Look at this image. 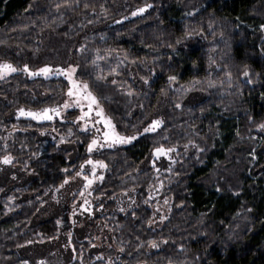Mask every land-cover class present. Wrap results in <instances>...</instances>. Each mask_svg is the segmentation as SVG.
Segmentation results:
<instances>
[{
  "label": "trees",
  "instance_id": "trees-1",
  "mask_svg": "<svg viewBox=\"0 0 264 264\" xmlns=\"http://www.w3.org/2000/svg\"><path fill=\"white\" fill-rule=\"evenodd\" d=\"M262 25L264 0H0V61L73 65L121 135L163 121L129 145L89 154L92 133L73 121L76 110L54 122L17 116L59 105L63 78L16 72L0 80V158L13 157L0 162L9 172L0 181V264H34L24 248L57 238L47 197L88 159L107 166L91 195L111 264H264ZM194 29L200 34L185 38ZM194 80L196 90L176 91ZM161 145L176 151L157 158ZM158 183L170 210L153 225L148 197ZM120 196L129 198L124 211ZM149 240L167 243L154 249ZM91 242L72 237L68 264H100Z\"/></svg>",
  "mask_w": 264,
  "mask_h": 264
},
{
  "label": "rangeland",
  "instance_id": "rangeland-1",
  "mask_svg": "<svg viewBox=\"0 0 264 264\" xmlns=\"http://www.w3.org/2000/svg\"><path fill=\"white\" fill-rule=\"evenodd\" d=\"M47 66L51 67L54 73L58 68H68L70 65L68 66L47 65ZM42 67L33 69L31 71H37L38 69ZM18 72H23V71H18ZM23 73L27 75L29 78H47V79L48 78H63L67 82L68 88L71 86L67 78L63 74H59V75L49 74L47 77H45L43 74L36 75V76H29L27 73L25 72ZM73 78L75 79L74 74H73ZM74 99L75 97H69L66 94V97L63 99V101L59 105L54 106V107H57V106L60 107V116L54 117L51 121H47V122H54L58 120L61 121L64 119L65 114L68 111L76 110L77 115L73 118V121L78 125V127L81 130H85V131L92 133L91 140L93 138H96L98 139L99 143L104 144L103 147H99V146L94 147L91 153L96 152L101 149H105V148H117V147H123V146L130 144V143L114 144L112 147H108L107 143H105L103 139V132L106 130L103 122L100 121L99 123H94L95 121L99 120V117H96L95 115V111H92L91 113H89V116L86 117L84 120H78L77 117L81 115L80 107L74 104L70 108L63 107L65 101L72 103ZM81 103L83 105L84 111H88L87 102L82 101ZM31 111H37V110H31ZM17 116L29 119L34 122H46V121L33 120L31 119V117L19 115L18 112H17ZM97 129H100V131L98 132ZM83 165H84L83 169H81L80 167V170L78 172H82L83 175H87L89 179L93 181L91 185H89L86 188L85 187L86 181L83 179V175L81 176L76 175L74 177L75 178L74 181H71L73 183L69 182L70 183V184L68 183L69 185L67 184V186L61 188L60 190L58 189L54 190L47 197L46 208L49 210V212L45 216L46 218L49 216H54L57 219V222L59 221V223H57L58 228H59V234L57 238L51 241L42 242V243H34L33 245L29 244L24 248L25 250L23 249L24 255L29 256L31 260H34L33 261L34 264H40L41 261H43L44 264H68L69 263L68 259L69 261L72 260L71 253H70L72 237L75 239H79V240H88L90 242L92 241L91 244H93L92 246L94 247V253H95V256L93 258L94 262H98L100 264L113 263L112 259L114 258L113 257L114 254L112 255V252L108 253L110 249H112V247L110 243L107 241V236L105 233V225H103L102 223H97L96 221L95 222L93 221L96 215L94 211L92 210L93 203L95 201L93 200L91 191H92L93 186L100 180L103 168H100L99 166H97L95 174H93L92 165H88V164H83ZM4 166L2 164L0 165V181L4 179L3 175L5 176V174L9 173L5 169ZM17 180H18V177H17ZM161 186L162 184L158 183L156 189L153 190L148 197L150 201L152 200L151 201L152 210L154 212L153 213L154 221L152 223L153 225H156L157 222H161L160 220L161 216H164L167 218L169 210H170V200H168V204L164 203L165 197L162 194L163 189L161 188ZM116 199L119 201V203H121L119 210L122 208L125 209V206H126L125 203L129 200V198L120 196V197H117ZM85 200L88 201V204L84 205V208H88L90 209V211H85L84 208L80 207V205H82ZM106 251L108 254L107 253L105 254ZM26 262L27 264H30L28 261Z\"/></svg>",
  "mask_w": 264,
  "mask_h": 264
},
{
  "label": "snow or ice",
  "instance_id": "snow-or-ice-1",
  "mask_svg": "<svg viewBox=\"0 0 264 264\" xmlns=\"http://www.w3.org/2000/svg\"><path fill=\"white\" fill-rule=\"evenodd\" d=\"M65 5H68L69 0H63ZM56 7L59 9L61 7L60 4H57ZM85 7H87V5H85ZM152 7L151 4H146L144 7L138 8L135 12L132 13V15H137V13H143L145 11L146 8H150ZM192 13H189V15H191ZM212 25L209 24V28H211ZM262 29H264V25L261 26ZM202 29H201V33H202ZM194 34H200L197 33L196 30H192V31H186L185 32V38H191ZM177 44L181 43V41L178 39L176 41ZM169 47H172V45H169ZM261 52L264 53V49H261ZM213 63H215L213 61ZM18 71H23L25 73H27L29 76H36V75H40L43 74L45 77H47L49 74H63L69 84L71 85L68 88L67 91V95L69 97H75V99L73 100L72 103H69L68 101H65L63 107L64 108H70L74 105L78 106L81 108V115L79 117H77L78 120H84L86 117L89 116V113H91L92 111H95V115L96 117H99L98 121H95L94 123H99L100 121L103 122L104 127H105V131L103 132V139L104 142L107 143L108 147H112L114 144H128L131 143L132 141L136 140L140 135H143L145 133H151V132H155L158 128L161 127L163 121L160 119H154L150 122V124H148L147 126H145L143 128V132H139L137 131V133L135 135H121L120 133H118L116 131V127L115 125L112 123V120L110 117H107L104 115L103 109L99 103L98 98L93 94V92L90 90V86L86 81H77L73 78V74L76 72V68L73 66H69L68 68H58L54 73L51 67L49 66H44L40 69H38L37 71H31L29 69V66L27 64H25L23 66L22 69L17 68L16 66H14L11 62H7V61H0V80L5 79L6 77H8L10 74L16 73ZM112 72H116V69L113 68L111 70ZM229 80H231V73H227ZM242 75L244 77H247L248 83H252V79H251V74L249 72V70L247 69V66H245L244 71L242 72ZM100 79H103V77H98ZM144 80V82L147 84L148 80L146 78H141ZM168 81L169 83H174L177 81V76L175 75H170L168 77ZM112 83L115 84L116 81L112 80ZM199 81L198 80H194L188 87H185L183 85L180 86V88L176 89V91H183L184 93H188L192 90H196L195 89V84H198ZM209 87H213L214 84L209 82ZM202 90V89H199ZM162 92H164L163 89H161ZM131 94V93H129ZM82 101H86L87 102V109L88 111H84L83 109V105H82ZM176 108H181L182 105L177 103L175 105ZM201 111H203V108H201ZM18 114L19 115H23V116H27V117H31V119L36 120V121H51L54 117H59L60 116V107H52V108H48L45 107L41 110L38 111H31L28 110L26 111L24 108H20L18 109ZM258 129H260L261 131H264V123H261L259 125H257ZM97 131L99 132L100 129H97ZM69 135H71V130H69ZM166 139V138H165ZM60 142H64V137L60 138ZM189 143H193L192 141H189ZM103 147L104 144L99 143L98 139L93 138L91 140V142L88 144V148L87 151L89 153H91L93 151L94 147ZM194 147L197 148V151H203V149H200L198 145L193 144ZM185 148L188 147V145L186 144L184 146ZM176 151V149L174 147H168L165 148L163 145L156 147L153 152L154 155L158 158L161 156H169L170 153ZM13 160V157H11L10 155H5L2 158H0V162H2L3 164L7 165V164H11ZM85 164L88 165H92V173L95 174L96 171V167L99 166L100 168H105L107 167L103 161H92L91 159H88L84 162ZM84 165H81V169H83ZM170 170V169H169ZM77 176H81L83 175L82 172H77L76 173ZM83 179L86 181L85 183V187L87 188L89 185L92 184V180L89 179V177L87 175H83ZM68 180L66 179L64 181V183H67ZM219 191V188L217 189ZM148 201H145V203H147ZM165 204H168V200L165 199L164 201ZM88 201L85 200L84 203L82 205H80L81 208H84V205H87ZM85 211H90V209L88 208H84ZM121 211H124V209H120ZM159 210V209H157ZM133 215H135V213H133ZM164 219H166V217L161 216L160 220L163 221ZM153 221L150 219L149 220V224H151ZM59 223V221L57 222ZM160 243H167V241H161ZM160 243H158L156 240H149L148 241V245L151 248H159L160 247ZM119 251L123 252L124 249L120 248ZM130 254V253H129ZM25 264H27V262H25ZM40 264H44L43 261L40 262ZM169 264H172V261L169 260Z\"/></svg>",
  "mask_w": 264,
  "mask_h": 264
}]
</instances>
